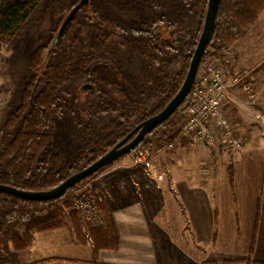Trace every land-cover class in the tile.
Here are the masks:
<instances>
[{"label": "rangeland", "instance_id": "374dc122", "mask_svg": "<svg viewBox=\"0 0 264 264\" xmlns=\"http://www.w3.org/2000/svg\"><path fill=\"white\" fill-rule=\"evenodd\" d=\"M16 1L22 0H5V4ZM208 1L90 0L88 7L77 12L50 53L63 23L80 0H43L18 33L0 45V152L7 119L20 107L33 75L32 57L37 49L47 46L45 63L51 58L52 65L58 67V76L64 80L59 96L66 106L54 118L48 150L60 156L65 168L75 167L69 171L70 176L83 170L143 121L159 114L178 93L203 30ZM263 14L251 29L260 36L264 32ZM231 48L235 60L236 45ZM63 61L68 62L69 71L65 67L60 70ZM235 65L249 69L239 61ZM76 70L85 73L79 82L69 76ZM242 101L241 109L229 103V114L251 143L254 139V144L263 143L264 109L258 102L250 105L246 98ZM180 119L179 111L156 128L157 135L150 134L137 148L150 150L154 178L171 182L176 177L174 173L187 161L193 162L194 156L202 172L210 166L229 168L233 152L207 144H189L179 138L171 148L160 140V133L172 125V133L177 132ZM133 155L135 152L121 160L132 167ZM3 171L0 161V175ZM98 173L76 185L63 200L65 227L35 234L31 246L18 253L9 244L19 262L49 257L85 259V248L94 252L99 247L98 233L92 242V227L84 223L73 202L75 194L88 187L102 202L105 200L98 189L101 184L95 180ZM24 231L25 227H21V235ZM34 240L36 247L32 248Z\"/></svg>", "mask_w": 264, "mask_h": 264}, {"label": "crops", "instance_id": "0c3cea01", "mask_svg": "<svg viewBox=\"0 0 264 264\" xmlns=\"http://www.w3.org/2000/svg\"><path fill=\"white\" fill-rule=\"evenodd\" d=\"M256 33L236 44L234 65L249 67L264 109V32ZM244 98L240 88L228 90V106L241 109ZM240 136L245 145L229 156V168L202 172L194 156L170 182L154 178L153 164L147 172L123 157L98 173L108 221L91 229V241L100 238L97 257L85 248V259L49 257L56 261L47 264H264V141L251 143L244 130ZM109 226L115 245L104 239Z\"/></svg>", "mask_w": 264, "mask_h": 264}, {"label": "trees", "instance_id": "16d2710c", "mask_svg": "<svg viewBox=\"0 0 264 264\" xmlns=\"http://www.w3.org/2000/svg\"><path fill=\"white\" fill-rule=\"evenodd\" d=\"M42 1L22 0L6 5L5 0H0V45L7 43L18 33ZM263 12L264 0H221L215 31L204 57H220L240 40L245 39ZM45 50L47 46L37 49L32 57L33 75L23 92L20 107L7 119L0 152V161L4 166L0 184L32 192L56 188L70 176L69 171L75 168L74 166L71 169L65 168L61 165L60 156L51 154L48 150L52 141L54 118L60 115L66 106L62 105L59 96V89L63 86L64 80L58 76V67L52 65L51 58L45 63L47 55ZM63 67L69 71L68 62L63 61L60 70ZM69 76L79 82L85 78V73L76 70L70 72ZM182 107L183 105L177 112L181 111ZM173 127L172 125L168 130L159 132V138L165 144L170 145L179 138L177 132L172 133ZM157 129L151 134L157 135ZM104 154L97 155L90 164ZM74 189L75 186L70 188L64 197L47 202L28 201L0 192V264L20 263L18 254L11 252L10 243L18 253L31 246L35 234L65 227L63 211L66 206L63 207L62 203L69 191ZM100 210L108 221V210L102 202ZM21 227H25L22 235ZM104 239L116 244L110 226ZM100 246L99 243V247L94 250L95 257L101 249ZM52 261L56 260L47 259L36 264H47Z\"/></svg>", "mask_w": 264, "mask_h": 264}, {"label": "built area", "instance_id": "2783aa9c", "mask_svg": "<svg viewBox=\"0 0 264 264\" xmlns=\"http://www.w3.org/2000/svg\"><path fill=\"white\" fill-rule=\"evenodd\" d=\"M232 52L230 48L220 57H203L193 88L180 111L177 129L179 139L189 144H207L230 152L243 149L245 141L240 136L239 124L229 114L228 90L231 87L240 88L250 105L258 102L259 92L251 79V71L241 65H234ZM169 146L172 148L174 143ZM137 150L133 151L134 165L150 171V150ZM73 202L87 226L104 225L99 209L102 198H98L91 188L75 194Z\"/></svg>", "mask_w": 264, "mask_h": 264}, {"label": "water", "instance_id": "95a60500", "mask_svg": "<svg viewBox=\"0 0 264 264\" xmlns=\"http://www.w3.org/2000/svg\"><path fill=\"white\" fill-rule=\"evenodd\" d=\"M90 0H80V3L71 11L68 18L62 25V28L58 34V37L54 40V43L50 49V53L53 51L57 45L59 39L64 34L70 22L73 20L77 12L81 9L88 7ZM221 0H209L208 8L205 17V23L203 30L198 41L195 52L192 56L191 63L189 66L188 73L185 80L178 91V93L172 98V100L167 104V106L157 115L150 117L149 119L143 121L135 129H133L128 135L125 136L120 142H118L111 150L106 154L101 156L94 163L90 164L83 170L75 173L74 175L67 178L62 184L56 188L43 191V192H32L25 191L14 188L12 186L0 184V192H4L18 198L35 201V202H47L52 200H57L66 195L68 190L87 178L95 175L99 171L111 166L121 158L128 156L133 151H135L141 143L146 139L147 135H150L157 127L168 121L173 115L179 110V108L184 104L187 97L189 96L195 78L198 72L200 63L205 55L210 39L215 31L218 8ZM49 53V54H50ZM49 57V55H48ZM90 87V86H85ZM135 136V137H134ZM132 137H134L132 139Z\"/></svg>", "mask_w": 264, "mask_h": 264}, {"label": "flooded vegetation", "instance_id": "af4514ba", "mask_svg": "<svg viewBox=\"0 0 264 264\" xmlns=\"http://www.w3.org/2000/svg\"><path fill=\"white\" fill-rule=\"evenodd\" d=\"M134 137H135V136H134ZM134 137H132V139H133ZM124 138H125V137H124ZM120 141H121V140H120ZM120 141H119V142H120Z\"/></svg>", "mask_w": 264, "mask_h": 264}]
</instances>
